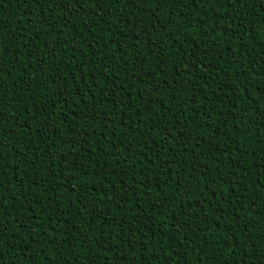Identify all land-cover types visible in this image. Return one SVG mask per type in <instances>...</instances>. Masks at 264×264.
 I'll list each match as a JSON object with an SVG mask.
<instances>
[{"label": "trees", "instance_id": "trees-1", "mask_svg": "<svg viewBox=\"0 0 264 264\" xmlns=\"http://www.w3.org/2000/svg\"><path fill=\"white\" fill-rule=\"evenodd\" d=\"M81 3L77 5L81 12L73 10V15L66 21L68 27L63 29L69 41L79 37V42L73 45L77 48L75 59H69L73 55L70 48L61 50L56 57L41 53L44 71L39 73L40 92H33L31 99L27 92L20 89L27 87L28 78L36 75L39 65L35 60L23 77L26 83L13 87L15 80L21 79L16 71L7 79L8 88L4 92L6 96L18 93L15 96L18 102L11 103L9 108L7 105L10 102L5 99L4 112L0 117V142L5 147L0 150L13 168L23 159L21 153L29 151L32 154L29 163L20 164L21 170L27 169L33 176L44 173L42 179L49 184L47 191L43 190V184H38L35 192L24 190L37 201L34 214L39 222L48 221L49 213L52 214L50 223L44 228V238L60 239V234L53 235L50 228L63 222V238L69 246L76 245V240L72 238L75 232L77 239L85 241L92 251L79 246L70 251L63 245L57 250L55 241L51 245L45 243L42 251H37L41 245L32 243L33 238L42 239L37 235V228L31 224L27 228L31 237H27L28 244L25 245L24 229L16 231L15 220L9 212L5 217L4 227L7 228L8 224L9 229L5 237L13 234L21 243L15 254L8 252L5 255V260L12 264L13 256H22V249L27 246V254L32 256L28 264H53L56 252L57 255L63 253L61 260L65 258L69 264H75V259L80 256L84 257L80 264H85V259L88 264H159L161 260L165 264H180L181 258L184 264H221V255L227 264H254L264 250V241L257 239L264 236V24L260 23L264 16L251 14L258 12L257 5L249 0L243 13L245 31L241 32L237 26L240 22L228 19L235 14V5L224 11L226 3L215 6L198 4L201 13L207 8L211 16V20L205 18L204 27L208 31L204 35L202 29L175 31L182 23L177 16L179 5L166 6L156 12L149 3L146 10L137 11L141 7L139 0L135 5L129 0V3L109 4L107 8L101 5L103 13L101 9H95V15L90 18L88 14L94 11L90 6L91 0L88 3L81 0ZM169 11L177 23L168 22ZM109 12L111 15L105 17L104 14ZM43 15L48 16L57 29L60 23H65L61 19L63 11L43 13L41 6L40 14L35 4L22 0H8L0 11V20L6 33L15 32L19 36L20 30L24 29L29 40L40 33L41 40L51 44V30L44 36L46 25L36 27ZM192 15L196 13L192 12ZM105 19L113 27L114 35L101 31ZM93 22L96 27L89 34L82 26ZM218 22L219 29L216 28ZM121 29L123 35L120 34ZM145 33H151V37ZM237 36L240 40L236 39ZM249 36H252L251 44L246 38ZM137 38L141 43L130 47V43ZM158 38L159 45L156 43ZM90 40L95 41L91 49L85 46ZM109 40L118 41L116 51H113L111 42L104 46ZM35 42L37 45L41 43ZM119 46L123 47V54ZM161 47L163 51H160ZM92 50L96 51L95 59H90ZM154 51L163 60L159 67ZM4 58L11 59L7 53L0 57ZM185 60L187 63H184ZM54 62L59 65L58 69L54 67ZM23 63L24 57H20L16 68L19 69ZM81 63L84 65L83 73L80 72ZM189 65L194 67L189 69ZM161 69L167 77L173 76L177 70L181 72L176 82L182 87L175 100L169 98L170 80L160 83L157 79L158 89H150L151 95L157 97L156 104L163 101L160 116L169 125L172 136L176 137L175 140H168L167 144L161 140L164 133L155 128V124L159 123L160 129H163L164 123L157 121L154 114L144 112L143 101H138V90L148 85L149 77H156ZM186 70L192 73L191 83L185 82L189 79ZM125 80V90L119 91ZM62 81L67 83L62 96H59V100L67 101L64 104L58 100ZM245 86L247 89L241 94L240 88ZM76 89H79V94ZM85 89L88 91L85 92ZM118 91L119 95L116 94ZM128 94L132 97V111L128 101L124 100ZM93 96L95 100H90ZM102 97L105 99L101 103ZM42 100L56 101L57 115L50 121L51 131L47 139L57 143L59 138L64 139L60 153L67 159L63 163L59 159L49 161L48 155L42 154L43 138L38 133L34 132L33 141L24 144L27 130L34 129L38 121L44 120L43 114L35 115V104ZM178 101L184 111L177 112L172 107L171 113L165 115L164 110ZM137 110L140 116L133 114ZM149 115L152 119H148ZM174 115L186 122L188 127L182 129L181 124L172 125ZM69 124L71 128L66 127ZM130 126L145 133L151 128L149 142L145 143L139 135L134 136ZM4 133H7L6 137ZM89 136L91 139H88ZM185 136L187 141L182 139ZM196 137L200 138L199 148L195 147ZM113 141L116 147L110 148ZM121 141L124 147H121ZM185 146L187 151H182ZM165 148L169 151L165 152ZM118 150L120 154L117 156ZM37 154H41V160L35 163L43 166L33 171L31 161ZM26 175L22 171L20 176L14 177L9 195L5 197V205L20 212L21 222L28 209L19 207L21 202L27 204V201L17 188ZM73 175L78 179L69 180V176ZM61 181L63 185L58 187ZM79 181H84L87 187L80 186ZM31 187L29 184L28 188ZM53 189L58 209L43 199ZM102 191L108 192L106 203L100 201ZM223 191L228 193L231 203L220 196ZM213 192L217 195L211 196ZM74 198L78 200L75 207L72 203ZM157 202L162 204L163 211ZM40 204L44 205L43 209L39 208ZM181 204L183 207H180ZM181 223L185 226L176 233L175 229ZM216 223L221 228H217ZM245 225L247 228H244ZM228 228H231V233L226 235ZM246 232L256 242L257 248L254 254L249 252V257L244 259V253L239 248L232 255L230 246L235 248L237 243H242L247 248L250 241ZM133 236L137 238L136 243H132ZM205 241L207 251L215 253L217 261L206 259L200 252ZM109 246L112 251H108ZM169 253H173L171 259L167 258ZM16 264H25V261L20 259Z\"/></svg>", "mask_w": 264, "mask_h": 264}, {"label": "snow or ice", "instance_id": "snow-or-ice-1", "mask_svg": "<svg viewBox=\"0 0 264 264\" xmlns=\"http://www.w3.org/2000/svg\"><path fill=\"white\" fill-rule=\"evenodd\" d=\"M22 2L35 4L40 10V14H41V6H43V13L47 11L50 14H55L57 10H61L64 13L61 19L65 21V23H60V27L59 29H57L56 26L52 24L49 17L46 15H43V19H41L37 23L36 27H40L41 25H46V27L43 28L44 36H47L49 34V30H51V32L53 33L52 42L51 44H48L46 41L41 40L40 33L35 34L31 38V40H29V38L26 36L25 34L26 30L24 29L20 30L21 35L19 36H17L15 32L6 33L3 28V22L2 20H0V57H3L5 53H7L8 56L11 57V59H7V58L0 59V117H2L3 112H4L5 99H7L10 102L7 105L9 108L11 107V103L18 102L15 99V96H18V93L14 94L13 96H6L4 92V89L8 88V84L6 83V81L9 77H12L13 71H16L17 75L21 77V79L15 80L13 87H19L20 84L26 83L23 77L27 75L26 70L33 67V61L35 60V63L39 65V67L37 68L36 75L34 77L28 78V86L20 89L21 92H27L28 98L31 99L33 92H40L41 80L39 77V73L44 71L43 69L44 62L41 59V53H44L45 55H48V56L56 57L58 56L61 50L70 48L73 52V55L70 56L69 59L74 60L77 48H75L73 45L76 42H79V37H75L73 41H69L66 38L63 32V29L68 27V24L66 23V21L68 17L73 15V10H75L77 13L81 12V8L77 7V5H82L81 0H22ZM88 2L89 0H83V3H88ZM251 2L256 4L258 8V12L254 11L251 14L264 16V0H251ZM7 3H8V0H0V11H2V9ZM120 3H129V0H91L90 6L93 7L94 11L92 13H89L88 15L90 18L91 16L95 15V9H101V5L107 8L109 4L116 5ZM136 3H137V0H131L132 5H135ZM149 3L153 5V8L156 12H159L160 8H165L166 6L171 8L173 5H179L180 11L177 13V16L179 17V20L182 21V23H179L175 31L177 33H180L181 29H186V30H191L194 32V31H198L202 29L203 34L207 35L208 30L204 27L205 18L207 17V19L211 20V16L209 15L207 8H205L204 12L201 13L200 9L197 8L198 4H203L206 6L207 5L215 6V5H222L226 3L227 7L224 8V11H227L229 7H232L233 5H235L236 6L234 9L235 14L229 16L228 19L233 22L239 21L240 23L237 26L241 32H244L245 31V26H244L245 18H244L243 13H244V9L249 3V0H139V4L141 5V7L138 8L137 11L146 10ZM45 5H47V8H45ZM65 6H67V10H65ZM101 12L103 13V9H101ZM192 12H195L196 15H192ZM110 15H111L110 12L104 14L105 17L110 16ZM166 19L168 20L169 23H177V20L175 17H173L171 11L168 12ZM28 23L31 24V21H29ZM157 23H159V21H157ZM252 23L255 24V22H252ZM260 23L264 24V20H261ZM95 27H96L95 22L85 23L82 26V28L87 29L89 34L92 33ZM216 28L219 29V22L217 23ZM101 31H107L110 36L115 34L113 27L110 24H108L107 19H105V25L101 28ZM120 34L123 35V29H121ZM145 35L151 37V33H145ZM254 35H255V32L252 31V36ZM5 36L8 37L7 40L4 39ZM252 36L246 37L249 40L250 44H251ZM165 38L167 39V34H165ZM214 39L215 37H213V40ZM236 39L240 40V37L237 36ZM35 41H41V43L37 45ZM109 42H111L113 45V51H116L117 46H118V41L116 40L105 41L104 46H106L107 43ZM94 43H95L94 40H90L87 42L85 46L91 49ZM139 43H141V41L137 38L136 41L130 43L129 46L135 47L136 44H139ZM156 43L158 45L161 43L159 38L157 39ZM168 43L171 44L172 41L169 40ZM45 44H47V47L45 46ZM240 46L243 47L244 45L241 43ZM119 51L122 54L124 53V49L122 46H119ZM160 51H163V47L160 48ZM20 57H24V63L20 65L19 69H17L16 64L19 62ZM95 58H96V51L92 50L90 53V59H95ZM154 58H156L158 61L157 67H159L160 64H163V60L159 58L158 52L154 51ZM245 59H247V57H245ZM184 63H187V60H185ZM54 67L58 69L59 65L54 62ZM65 67H67V61H65ZM192 67H194V65H189V69ZM197 71L199 70L197 69ZM69 72H71L70 68H69ZM80 72L81 73L84 72L83 63H81L80 65ZM180 75H181V72L177 70L173 74V76L167 77L166 74H164L163 70L161 69L157 73L156 77H149L148 85H145L142 89L138 90V101H141V100L143 101V104H142L143 111L150 113V114H154L156 116L157 121L164 123L163 129H160L159 123L155 124L156 130L162 131L164 133L161 137V140L164 144H167L168 140H175L176 137L172 136L171 131H169V125L166 122H164L163 118L160 116L161 109L163 108L161 106V103L163 104V101H159V103L156 104L155 102L157 101V97L151 95L150 89L151 90L158 89V85L156 84L157 79H160V83H165L168 80H170L171 82L169 84V88H170L169 98L172 100H175L176 93H178L180 91V88L182 87V85L177 84L176 82V77H179ZM191 75H192L191 71H187V76L189 77V79H186L185 81L186 83H191V79H190ZM218 78L219 77H216V79ZM72 79H75V77H72ZM197 79H199V76L197 77ZM141 83H143V80H141ZM125 85H127L126 80L122 82V86L119 89V91H124ZM66 87H67V83L62 81V83L59 86L60 92L58 93V100H59V96H62L63 90ZM109 87H112V85H109ZM128 87H131V86H128ZM245 89H247L246 86L240 88V93L241 94L245 93ZM76 91H77V94H79V89H76ZM87 91L88 89H85V92ZM119 91L116 93L117 95H119ZM191 94L192 93H189V95ZM89 99L95 100V97L93 96V97H90ZM103 99H105V97L101 98V101H100L101 103L103 102ZM183 99L184 98L182 97V100ZM124 100L128 101L129 110L132 111L131 95L130 94L125 95ZM82 101H83V97H81V102ZM59 103L64 104V103H67V101L59 100ZM154 104H155V107H154ZM138 107H141V105L138 104ZM172 107H175L177 109V112L182 113L184 111V108L182 107L181 102L178 101L171 107L164 110L165 115H167V113H171ZM35 108H36L35 115L39 116L43 114L44 120L38 121L34 129L29 128L27 130V139H25L24 144H28L30 141H33L34 132L38 133L39 136L43 138L42 143L44 147H43L42 154H47L49 161H56L57 159H59L62 163L65 162L67 157L64 154L60 153V147L65 143L64 139L62 137L59 138V143H57L56 141H49L47 139V134L51 131L50 121L52 117L57 115V112L55 111L56 101H43V100L38 101L35 104ZM121 111L123 110L121 109ZM133 114L137 116L141 115V113L138 110L133 111ZM116 115H119V113H116ZM14 118L19 119V117H14ZM191 118L192 117L190 116L189 119ZM77 119H79V117H77ZM148 119H152V115H149ZM46 121H48L49 123L46 124L45 123ZM108 122L110 123L111 121H108ZM25 124H27V120L25 121ZM176 124H181L182 129H186L188 127L186 122H182L178 117L174 115L172 118V125H176ZM66 127L71 128V125L70 124L66 125ZM130 130L133 132L134 136L139 135L141 138H143V141L145 143L149 142L148 136L151 134V131H152L151 128L149 129V132L147 133L139 132L137 128L131 127V126H130ZM112 135L115 136V132H113ZM4 136L6 137L7 133H4ZM88 139H91V136H89ZM182 139L183 141H187L188 137L185 136ZM194 139L196 140L195 147L199 148L200 138L196 137ZM3 147H5V145L2 142H0V149H2ZM37 147H39V145H37ZM109 147L115 148L116 147L115 142L113 141V143L109 145ZM121 147H124L123 141H121ZM53 149L56 150L55 153L52 152ZM129 150L131 149L129 148ZM76 151H79V149H76ZM93 151H95V149H93ZM164 151L167 152L169 151V149L165 148ZM182 151H187V147L185 146V148L182 149ZM119 154L120 153L118 150L116 155L118 156ZM21 155L23 156V159H21L19 163H16L15 167L13 168L11 164L5 161L4 153L2 152V150H0V264H8V261L5 260V255L8 252L15 254L17 247L21 243V241L17 240L16 236L13 234H9L7 238L5 237V233L9 231L8 224H7V228L4 227L6 223L5 217L9 212L12 213V217L15 220L16 231H19L21 228L24 229V235L26 239L23 241V243L25 245L28 244L27 237H31V233L27 231V228L30 226V224L34 225L37 228V235L42 238L40 240H37L35 238L32 239L33 244L41 245V248L38 249L37 251H42L45 243H48L49 245L53 244L52 241H55V244L57 245V250H59V247L63 245L67 247L70 251L74 250V248L77 246L85 248L86 251H89V252L92 251L90 247H87L85 241L77 239L75 232L73 233L72 238L73 240H76V245L71 244V246H69L67 240L63 238L65 234V228H64L63 222L58 223L57 225H52L50 228V230L53 231V235L60 234V237H61L60 239L47 240L44 238V228L46 224L50 223L52 214L49 213L48 221L39 222L37 216L34 214V210L37 207V201L33 200L29 195L25 194L24 190L26 189L28 192H35L38 190L37 185L43 184V190L47 191L49 189V184L46 180L42 179L44 173H41L39 176H33L32 173H29L27 171V169L21 170L20 164L29 163V158L31 157L32 154L29 151H25L21 153ZM157 155H159V153H157ZM38 160H41V154L35 155L34 160L31 161L33 165V171H35L37 167L43 166L42 164L37 165L35 163V161H38ZM49 168H51V164H49ZM22 171L27 173V175L25 176L24 181L21 182L20 187L17 188V192H20L21 195H24V199L27 201V204L21 202V204L19 205L21 209H28L26 213V217L24 218L23 222H21L20 212H18L15 207L5 205V197L9 195L12 181L14 177L20 176ZM9 172H11V175H9ZM52 174L56 175V173H52ZM201 175H204V173H201ZM77 179H78L77 176H74V175L69 176V180L75 181ZM29 184L32 185L31 188H28ZM79 184L80 186L87 187L84 181H79ZM62 185H63V181H61V183L57 186L61 187ZM179 187H180L179 181H177V188ZM11 194L15 195V193H11ZM93 194L95 195V189H93ZM118 194L119 193H117V195ZM201 195H203V192L201 193ZM216 195L217 194L215 192L211 193V196H216ZM107 196H108V192L102 191L100 194V201L106 203ZM220 196L224 197L226 200H228L229 203H231V200L228 199V193L226 191L221 192ZM43 199L47 201L49 204L54 205V207H56L57 209L59 208V205L56 203L57 196L55 194L54 189L49 192V195L44 196ZM164 199L166 200L167 197H164ZM241 199H243V197H241ZM10 203H13V202H10ZM72 203H73V206L75 207V205L78 203V200L74 198ZM85 203H87V201H85ZM119 203L120 201L117 200V204ZM157 203H158V206L161 207V211H163L162 204H160L159 202ZM43 207H44L43 204L39 205L40 209H43ZM180 207H183V205L181 204ZM29 209H32V211H29ZM217 211H219V209H217ZM43 214H44L43 211H41V215ZM66 219H67V216H65V220ZM175 219L179 220V217H176ZM197 219H199V217H197ZM220 219L223 220V216H221ZM10 222L11 221H9V223ZM249 223H251V221H249ZM184 226L185 225L181 223L179 227L175 229L176 233H179L180 229ZM216 227L221 228V225L219 223H216ZM244 228H247V225H245ZM228 233H231V228H228L226 235ZM102 235L103 233H101V236ZM245 235L250 241L247 248H245L242 243H237L235 248H232L230 246V252L232 253V255H235L236 249L239 248L244 253V259H247L249 257V252L253 254L256 252L257 245H256V242L252 240L250 236H247V232L245 233ZM230 238L234 239V237H230ZM108 239L110 240L111 236H109ZM257 239L264 241V236L257 237ZM131 240H132V243L137 242V238L135 236H133ZM9 245H14V247L10 248ZM237 245H239V247H237ZM128 246L130 247L131 245H128ZM207 247H208L207 241H205L204 244L201 245L200 252L205 255L206 259L217 261V255L215 253H209L207 251ZM108 251H112L111 246H109ZM144 251H147V249H144ZM22 253H23L22 256L21 255L13 256L12 264H16V262L20 259H23L25 261V264H28V262L32 261V256L27 254L28 253L27 246L24 249H22ZM54 255L56 256V259L53 260V264H69V261H67L65 258L61 260V256L64 257L63 253H60V255H57V252H56L54 253ZM172 255L173 253L167 254V258L171 259ZM258 257L259 259H256L254 261V264H264V250L260 252ZM81 259H84V257L83 256L77 257L75 259V264H80ZM220 262L221 264H227L226 261H223L222 255L220 256ZM85 264H88V261L86 259H85ZM159 264H165L164 260H161ZM180 264H184V261L182 258L180 260ZM200 264H203V262H200Z\"/></svg>", "mask_w": 264, "mask_h": 264}]
</instances>
